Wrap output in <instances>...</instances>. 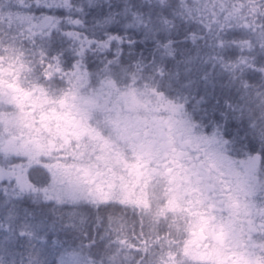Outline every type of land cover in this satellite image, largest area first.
Returning a JSON list of instances; mask_svg holds the SVG:
<instances>
[{"label":"snow or ice","instance_id":"obj_1","mask_svg":"<svg viewBox=\"0 0 264 264\" xmlns=\"http://www.w3.org/2000/svg\"><path fill=\"white\" fill-rule=\"evenodd\" d=\"M0 264H264V0H0Z\"/></svg>","mask_w":264,"mask_h":264}]
</instances>
